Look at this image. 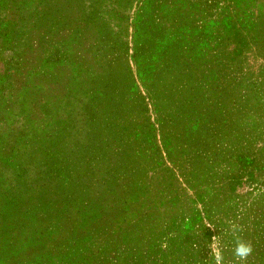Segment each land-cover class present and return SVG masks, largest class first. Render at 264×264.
Instances as JSON below:
<instances>
[{
  "label": "rangeland",
  "instance_id": "rangeland-1",
  "mask_svg": "<svg viewBox=\"0 0 264 264\" xmlns=\"http://www.w3.org/2000/svg\"><path fill=\"white\" fill-rule=\"evenodd\" d=\"M230 221L264 264V0H0V264H232Z\"/></svg>",
  "mask_w": 264,
  "mask_h": 264
},
{
  "label": "clouds",
  "instance_id": "clouds-1",
  "mask_svg": "<svg viewBox=\"0 0 264 264\" xmlns=\"http://www.w3.org/2000/svg\"><path fill=\"white\" fill-rule=\"evenodd\" d=\"M205 227L214 229L215 225L211 222H207ZM229 231L235 236V247L232 250L234 258L232 264H248L249 257L254 251L252 243L236 235V233L243 231L241 225L230 221ZM207 247L210 249L209 256L214 259L215 264H225L223 248L218 236H213Z\"/></svg>",
  "mask_w": 264,
  "mask_h": 264
}]
</instances>
